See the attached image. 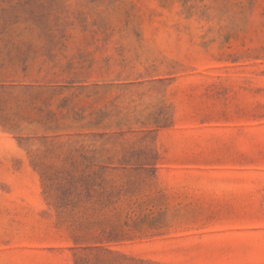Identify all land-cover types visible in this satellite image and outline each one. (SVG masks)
I'll return each instance as SVG.
<instances>
[{"label": "rangeland", "instance_id": "rangeland-1", "mask_svg": "<svg viewBox=\"0 0 264 264\" xmlns=\"http://www.w3.org/2000/svg\"><path fill=\"white\" fill-rule=\"evenodd\" d=\"M0 264H264V0H0Z\"/></svg>", "mask_w": 264, "mask_h": 264}]
</instances>
